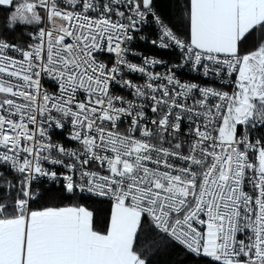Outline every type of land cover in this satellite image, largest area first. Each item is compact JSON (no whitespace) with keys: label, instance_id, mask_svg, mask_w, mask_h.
I'll use <instances>...</instances> for the list:
<instances>
[{"label":"snow or ice","instance_id":"1","mask_svg":"<svg viewBox=\"0 0 264 264\" xmlns=\"http://www.w3.org/2000/svg\"><path fill=\"white\" fill-rule=\"evenodd\" d=\"M155 7L0 0L5 31L31 29L0 35V264H155L161 248L264 264V0H184L187 34ZM149 16L178 63L133 47ZM43 179L70 202L32 207ZM92 197L111 203L101 227Z\"/></svg>","mask_w":264,"mask_h":264},{"label":"trees","instance_id":"2","mask_svg":"<svg viewBox=\"0 0 264 264\" xmlns=\"http://www.w3.org/2000/svg\"><path fill=\"white\" fill-rule=\"evenodd\" d=\"M183 3L184 0H154L156 13L173 31L178 32V34H187V27L184 22L182 11ZM8 15L9 12L6 9L0 8V35L23 45L29 40L27 32L31 29L29 27H21L14 31H5L7 25L6 17ZM251 39L258 43L259 33L255 34ZM144 51L154 56H161L167 59L174 58L173 54L158 51L156 48H144ZM8 179H12V177L9 176ZM0 183H2V181H0ZM41 189L43 192L39 199L33 203L32 207L34 208L45 205H62L70 202L65 199L67 194L63 192L62 188L56 189L41 186ZM81 203H84L93 211L97 227H101L106 223L110 215L111 203L98 201L92 198L81 201ZM150 243L151 241L149 240L146 242L142 235L140 241H138V246L143 245L147 248ZM149 256L154 258L155 264H180V262H182V264H208V260L196 258L192 254L179 248H161L158 254L153 251L149 253Z\"/></svg>","mask_w":264,"mask_h":264},{"label":"built area","instance_id":"3","mask_svg":"<svg viewBox=\"0 0 264 264\" xmlns=\"http://www.w3.org/2000/svg\"><path fill=\"white\" fill-rule=\"evenodd\" d=\"M139 27H140V31L135 34L136 35V39L133 42V47L135 48L136 51L142 53L143 56L153 57V58H156L158 60H162V61L166 62L169 66L179 62V57H180V50L179 49H176L174 47L161 48V47L157 46L159 44L158 37L160 35V31H159V27L160 26L155 22V20L151 16H149L147 18V20L143 24H141ZM140 37H145V39H140ZM153 40L157 41V45H153L152 44L151 41H153ZM144 48H148V49L156 48L158 51L167 52V53L173 54L174 58L173 59H167V58H164V57H161V56L150 55V54L145 53ZM134 62L139 63L140 62L139 58H137ZM154 70L163 73L167 69H166V67L164 65L158 64V65L155 66ZM177 75L182 80H189V79H193L194 77H196L197 73L191 72L189 70V68L187 66H185L183 69H181V70H179L177 72ZM45 86L49 87V88H54L55 87L54 84L51 81H47V80L45 82ZM212 86L223 87L224 90H229V86L220 85L219 83L213 84ZM261 134H264V132H262V131L255 132V135H261ZM66 135L67 134L65 133L64 137H61V139H64L66 137ZM41 186L47 187V188H56V189L62 188L60 181L52 182V181H49L47 179H43L42 181H38L35 184V187H36L38 193H40V194H42V192H43L42 189H41ZM92 199H95V200H98V201H106V202L110 203V201L107 198H104V197H92ZM33 203H32V205H33ZM190 254H192V253H190ZM192 255L195 256L196 258H199V259H206V260L209 259V258L202 257V256L198 257L195 254H192Z\"/></svg>","mask_w":264,"mask_h":264}]
</instances>
